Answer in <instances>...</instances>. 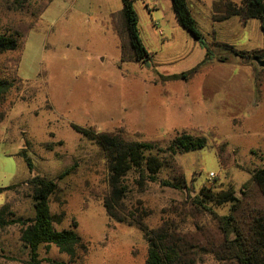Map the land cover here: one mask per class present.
Listing matches in <instances>:
<instances>
[{"label":"rangeland","instance_id":"rangeland-1","mask_svg":"<svg viewBox=\"0 0 264 264\" xmlns=\"http://www.w3.org/2000/svg\"><path fill=\"white\" fill-rule=\"evenodd\" d=\"M212 3L187 0L202 33L195 39L176 21L171 0H133L139 36L151 54L139 64L120 60L112 24L120 0H0V34L18 40L15 50L0 53V77L14 80L0 104V205L8 202L15 216H33L25 181L35 174L55 179L49 208L62 216L56 229H74L85 244L73 255L41 244L43 264H145L141 232L108 225L101 200L105 161L72 125L165 140L161 146L180 132L206 137L205 147L175 156L185 190L149 182L129 194V202L139 198L151 210L150 227L163 208L202 186H231L239 195L251 170L264 166V67L256 61L264 58V32L254 18L214 20ZM182 72L189 74L171 78ZM11 184L18 185L7 189ZM214 209L226 214L229 205ZM19 232L18 224L0 229V264H27ZM205 260L212 264L210 256Z\"/></svg>","mask_w":264,"mask_h":264},{"label":"trees","instance_id":"trees-1","mask_svg":"<svg viewBox=\"0 0 264 264\" xmlns=\"http://www.w3.org/2000/svg\"><path fill=\"white\" fill-rule=\"evenodd\" d=\"M120 1L121 9L112 14L120 60L144 64L151 54L139 36L133 0ZM171 3L178 24L195 39H201L202 33L191 15L187 0H171ZM212 10L216 21L231 16H237L242 22L257 19L264 32V0H213ZM17 47L15 36L0 34V53ZM188 74L182 72L171 78H186ZM13 82L0 77V104ZM72 127L98 146L105 161L106 190L101 200L108 225L110 222L122 223L141 232L147 242L145 264H209L205 260L207 255L211 257L212 264H264V166L251 170L250 178L239 195L231 186L217 191L202 186L184 201L163 208L159 223L150 227L145 219L151 210L139 198L129 202V194L134 189L143 190L149 182L185 190L187 181L175 156L205 147L206 137L180 132L161 146L165 140L130 138L123 130L95 132L91 128ZM221 150L217 151L219 159ZM18 155L24 158L32 172L33 166L25 151ZM71 170L72 167L65 169L57 178ZM164 171H167L166 176L159 177ZM25 184L30 190L33 216H15L9 203L5 202L0 205V229L11 224L20 225L19 240L28 250L27 264H43V258L39 256L41 244L55 245L61 253L69 255L75 254L77 248H85L82 237L74 229H56L62 216L51 213L49 200L56 194L57 181L35 174ZM17 185L11 184L6 188L14 190ZM223 204L229 205L228 213H217L214 208ZM51 262L65 264L62 261Z\"/></svg>","mask_w":264,"mask_h":264},{"label":"water","instance_id":"water-1","mask_svg":"<svg viewBox=\"0 0 264 264\" xmlns=\"http://www.w3.org/2000/svg\"><path fill=\"white\" fill-rule=\"evenodd\" d=\"M256 61H257V63H258L259 66L264 67V58L257 59Z\"/></svg>","mask_w":264,"mask_h":264},{"label":"built area","instance_id":"built-area-1","mask_svg":"<svg viewBox=\"0 0 264 264\" xmlns=\"http://www.w3.org/2000/svg\"><path fill=\"white\" fill-rule=\"evenodd\" d=\"M214 174L212 172L209 173V177L212 178Z\"/></svg>","mask_w":264,"mask_h":264}]
</instances>
